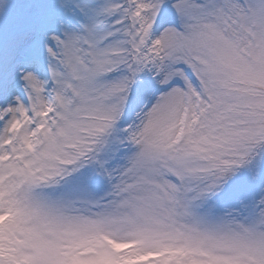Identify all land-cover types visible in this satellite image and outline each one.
I'll list each match as a JSON object with an SVG mask.
<instances>
[{"label":"snow or ice","instance_id":"obj_1","mask_svg":"<svg viewBox=\"0 0 264 264\" xmlns=\"http://www.w3.org/2000/svg\"><path fill=\"white\" fill-rule=\"evenodd\" d=\"M0 264H264V0H0Z\"/></svg>","mask_w":264,"mask_h":264}]
</instances>
